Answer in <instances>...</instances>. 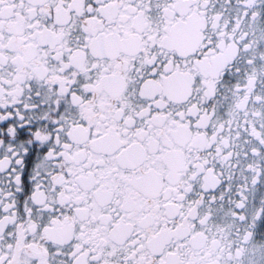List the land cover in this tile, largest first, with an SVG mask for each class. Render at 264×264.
I'll return each instance as SVG.
<instances>
[{
  "label": "snow or ice",
  "instance_id": "snow-or-ice-1",
  "mask_svg": "<svg viewBox=\"0 0 264 264\" xmlns=\"http://www.w3.org/2000/svg\"><path fill=\"white\" fill-rule=\"evenodd\" d=\"M0 264H264V0H0Z\"/></svg>",
  "mask_w": 264,
  "mask_h": 264
}]
</instances>
